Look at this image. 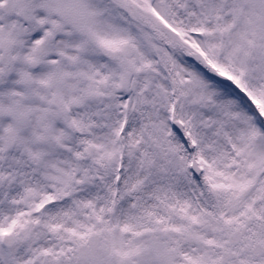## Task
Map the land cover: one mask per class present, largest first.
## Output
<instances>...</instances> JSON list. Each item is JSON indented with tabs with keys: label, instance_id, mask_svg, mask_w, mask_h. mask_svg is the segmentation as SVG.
Masks as SVG:
<instances>
[{
	"label": "snow or ice",
	"instance_id": "1",
	"mask_svg": "<svg viewBox=\"0 0 264 264\" xmlns=\"http://www.w3.org/2000/svg\"><path fill=\"white\" fill-rule=\"evenodd\" d=\"M0 264H264V0H0Z\"/></svg>",
	"mask_w": 264,
	"mask_h": 264
}]
</instances>
